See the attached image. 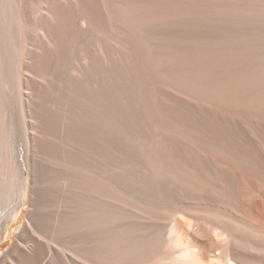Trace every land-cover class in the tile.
Instances as JSON below:
<instances>
[{
  "label": "bare ground",
  "instance_id": "bare-ground-1",
  "mask_svg": "<svg viewBox=\"0 0 264 264\" xmlns=\"http://www.w3.org/2000/svg\"><path fill=\"white\" fill-rule=\"evenodd\" d=\"M0 264H264V0H0Z\"/></svg>",
  "mask_w": 264,
  "mask_h": 264
},
{
  "label": "rangeland",
  "instance_id": "rangeland-1",
  "mask_svg": "<svg viewBox=\"0 0 264 264\" xmlns=\"http://www.w3.org/2000/svg\"><path fill=\"white\" fill-rule=\"evenodd\" d=\"M24 219H25V212L22 213V216L19 219V221L13 225L8 236L6 238H2L0 240V254L2 252H4L5 250H7V248L9 247V245L12 242L14 234H16L18 232V230H19L20 226L22 225Z\"/></svg>",
  "mask_w": 264,
  "mask_h": 264
}]
</instances>
